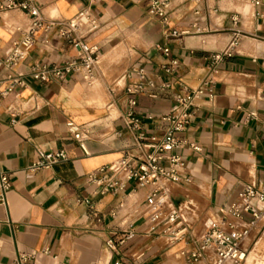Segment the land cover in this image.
I'll return each instance as SVG.
<instances>
[{
	"label": "crops",
	"instance_id": "1",
	"mask_svg": "<svg viewBox=\"0 0 264 264\" xmlns=\"http://www.w3.org/2000/svg\"><path fill=\"white\" fill-rule=\"evenodd\" d=\"M170 1L165 24L152 12L151 0H38L46 21H69L85 8L97 16L100 29L87 38L101 47L91 82L81 74L48 82L31 75L36 64L77 58V48L58 28L40 30L28 56L7 69L3 60L21 36L16 28L30 19L17 10L0 13V174L11 182L6 204H0V264H187L179 253L182 243L171 245L149 232V187L129 182L119 195H94L87 182V174L132 150L134 135L125 119L134 66L144 67L157 85L181 81L196 88L210 74L208 58L237 39L232 55L217 65L214 99L195 101L191 123L179 135L186 141L177 151L185 165L181 180L170 184L171 195L192 233L200 235L211 222L232 219L228 210L244 205L246 185L264 190V0ZM173 58L179 67L169 73L164 67ZM10 76L25 84L13 85ZM177 91L174 86L154 98L138 97L135 109L146 134L159 132L158 119L170 111ZM81 127L89 131V155L74 138ZM58 148L67 150V160L31 169L42 152ZM126 230L135 238L119 246ZM110 239L116 249L107 246ZM244 245L243 264H264V225Z\"/></svg>",
	"mask_w": 264,
	"mask_h": 264
},
{
	"label": "built area",
	"instance_id": "2",
	"mask_svg": "<svg viewBox=\"0 0 264 264\" xmlns=\"http://www.w3.org/2000/svg\"><path fill=\"white\" fill-rule=\"evenodd\" d=\"M97 4L105 0H90ZM263 0H253L255 5H260ZM152 12L168 24L171 13L170 0H151ZM9 10H17L25 13L30 23L27 27L18 26L16 29L21 36L12 42L11 51L3 60L5 67L13 70L23 61L36 45L37 34L40 30L46 33L59 29V35L73 44L77 50V58L63 64L49 66L36 64L33 66L31 75L42 82L50 80H65L73 74H81L84 80L91 82L94 79L96 66L99 60L101 47L98 44L88 42V36L100 29L97 16L88 8L82 9L78 15L69 21H46L42 17V11L38 0H1L0 13ZM233 22L238 23V17H233ZM172 35L177 36L176 31ZM48 40H45L47 43ZM238 45L234 39L230 47L223 53L211 55L210 74L202 83L191 88L181 81L174 84L163 82L157 85L148 78L146 69L142 66H134L128 75L135 78L126 86L129 111L125 119L126 128L134 135V144L131 151H127L118 160L101 166L87 174V182L93 188L94 195L124 193L129 182H134L136 189L149 187L146 196L147 206L153 209L150 218L149 232L155 235H163L169 244L182 243L179 253L187 264H243L248 256L245 242L251 235L252 230L264 225V190L254 185H246L242 196L244 205L242 207L232 204L228 213L232 219H223L211 222L200 235L192 233L183 209L175 204L171 195V183L181 180V172L184 161L177 151L186 143L180 138L185 132L194 116L195 101L208 96L213 100L216 95L214 74L218 72V63L226 56L232 55V49ZM159 48H162L158 46ZM166 55L170 54L169 48H162ZM1 63V62H0ZM179 60L173 58L168 67H164L172 73L179 67ZM13 85H24L20 77L10 76ZM177 86L179 91L173 94L174 104L170 111L159 117V132L148 135L144 129V123L137 115L136 107L138 97L147 94L157 97L161 93L171 90ZM10 90H4L6 94ZM148 119L154 121L153 115ZM89 131L85 127L75 130L74 138L78 141L85 155L90 151L87 146ZM191 147L199 152L201 148L195 144ZM68 159L65 148H58L41 153V158L35 162L31 169L35 170L45 166H51L60 161ZM188 180V179H186ZM11 188L10 178L7 174H0V204H6L7 192ZM85 202L92 205L89 198ZM119 206L122 208L124 202ZM124 223H127L125 220ZM135 238L132 230H126L119 246H126ZM111 249H116V243L110 239L106 242ZM116 264H122L118 261Z\"/></svg>",
	"mask_w": 264,
	"mask_h": 264
}]
</instances>
